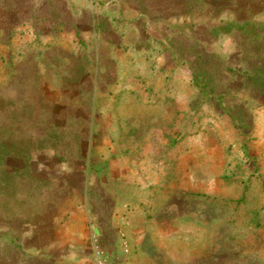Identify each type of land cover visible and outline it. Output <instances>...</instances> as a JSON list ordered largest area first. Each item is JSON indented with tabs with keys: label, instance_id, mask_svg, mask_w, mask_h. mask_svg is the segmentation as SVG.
<instances>
[{
	"label": "rangeland",
	"instance_id": "obj_1",
	"mask_svg": "<svg viewBox=\"0 0 264 264\" xmlns=\"http://www.w3.org/2000/svg\"><path fill=\"white\" fill-rule=\"evenodd\" d=\"M25 230L264 264V0H0V252Z\"/></svg>",
	"mask_w": 264,
	"mask_h": 264
},
{
	"label": "crops",
	"instance_id": "obj_2",
	"mask_svg": "<svg viewBox=\"0 0 264 264\" xmlns=\"http://www.w3.org/2000/svg\"><path fill=\"white\" fill-rule=\"evenodd\" d=\"M25 232L20 236L11 235L6 238L3 252H0V261L3 260L4 264H30L31 260L36 259L37 264H92L89 258L92 249L88 252L83 239H72L71 242L59 245L47 244L37 234L28 236V230ZM97 232L96 235H99L98 229Z\"/></svg>",
	"mask_w": 264,
	"mask_h": 264
},
{
	"label": "built area",
	"instance_id": "obj_3",
	"mask_svg": "<svg viewBox=\"0 0 264 264\" xmlns=\"http://www.w3.org/2000/svg\"><path fill=\"white\" fill-rule=\"evenodd\" d=\"M96 264H105V262L99 258V255H97Z\"/></svg>",
	"mask_w": 264,
	"mask_h": 264
},
{
	"label": "water",
	"instance_id": "obj_4",
	"mask_svg": "<svg viewBox=\"0 0 264 264\" xmlns=\"http://www.w3.org/2000/svg\"><path fill=\"white\" fill-rule=\"evenodd\" d=\"M94 232L95 234H98L96 227H94Z\"/></svg>",
	"mask_w": 264,
	"mask_h": 264
},
{
	"label": "trees",
	"instance_id": "obj_5",
	"mask_svg": "<svg viewBox=\"0 0 264 264\" xmlns=\"http://www.w3.org/2000/svg\"><path fill=\"white\" fill-rule=\"evenodd\" d=\"M243 25V24H242Z\"/></svg>",
	"mask_w": 264,
	"mask_h": 264
}]
</instances>
